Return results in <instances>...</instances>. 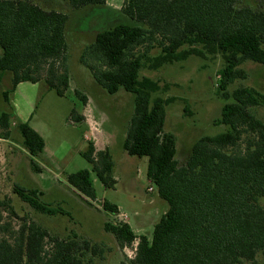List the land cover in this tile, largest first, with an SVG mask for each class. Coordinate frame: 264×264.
<instances>
[{"label":"trees","instance_id":"1","mask_svg":"<svg viewBox=\"0 0 264 264\" xmlns=\"http://www.w3.org/2000/svg\"><path fill=\"white\" fill-rule=\"evenodd\" d=\"M106 2L0 0V85L9 72L12 90L25 81H45L65 96L71 76L69 13L64 7H106ZM117 13L121 22L97 32L80 61L109 94L121 89L135 94L123 148L129 155L148 158L147 177L169 208L151 238L138 236L127 222H106L105 230L122 247L138 240L130 264H263L258 254L264 252V122L249 108L264 105V94L253 87L228 89L235 79L246 78L239 68L243 61L264 65V0H126ZM141 46L144 51L137 52ZM153 48L159 49L155 55L150 54ZM218 55L223 61L218 91L224 99L233 98L218 120L227 129L201 136L180 164L176 136L165 130V107L174 98L158 95L166 88L141 71L191 56ZM10 91H2L7 103ZM80 99L85 105L87 97ZM12 117L10 111H0L1 138L8 137ZM71 118L73 123L84 120L76 109ZM16 125L24 149L39 157L44 138L28 122ZM82 155L103 186L114 188L115 161L109 148L97 149L91 141ZM32 163L35 171L42 170ZM66 181L87 201L96 198L89 169L68 174ZM13 190L42 214H68L59 205L41 201L37 188L16 184ZM0 204L13 209L9 201ZM102 208L119 214L118 206L108 200ZM2 218L0 210V264H96L95 257L103 252L90 239L77 233L60 238L34 220L10 232ZM3 229L9 233H1Z\"/></svg>","mask_w":264,"mask_h":264},{"label":"rangeland","instance_id":"2","mask_svg":"<svg viewBox=\"0 0 264 264\" xmlns=\"http://www.w3.org/2000/svg\"><path fill=\"white\" fill-rule=\"evenodd\" d=\"M125 1L107 0L108 7L97 5L78 10L64 7L69 13L68 66L71 76L65 96H59L45 81H25L12 90L9 72L4 73L0 85V111L13 114L8 137H0V202L9 201L13 206L9 209L0 204L2 223H9L10 231L18 230L26 220H34L60 238L77 233L103 247L102 254L95 257L96 264H130L136 252L138 240L122 247L116 236L105 230L106 222L126 221L138 236L151 238L155 224L169 208L168 202L159 196L157 187L147 177L148 158L129 155L123 148L128 122L134 113L135 94L124 89L109 94L89 67L80 61L84 48L94 40L97 32L121 22V15L109 7L121 10ZM47 5L58 7L54 2ZM144 49L145 46L138 47L137 52ZM158 52L159 49L153 48L150 54ZM99 65L97 63V67ZM222 66L220 55L212 58L191 56L158 69L141 71V75L159 81L166 88L158 95L174 98L165 107V130L176 136V157L180 164L185 163L192 145L201 136L215 135L227 129L218 120L224 104L232 102L233 98L224 99L218 91ZM239 68L246 78L235 79L228 90L253 87L264 94V65L248 59ZM7 89L11 90L9 103L2 95ZM82 95L87 97L85 106L89 117L100 122L103 133L100 147H108L113 155L117 179L114 188L103 186L90 162L82 155L88 142L93 141L85 137L86 134L91 136L88 126L82 122L73 123L71 118L73 109L83 110ZM249 109L264 122V105ZM23 122H28L44 138L45 149L39 157H32L23 147V138L16 125ZM243 146L240 142V147ZM32 161L42 168L40 172L35 171ZM80 169H89L92 173L94 200L87 201L66 181L68 174ZM16 184L37 188L42 192L41 201L59 205L68 214L50 216L36 211L14 192ZM104 200L116 204L119 214L105 211L102 208ZM260 203L264 206V197ZM9 231L3 229L1 233ZM258 259L264 264V252L258 254Z\"/></svg>","mask_w":264,"mask_h":264},{"label":"crops","instance_id":"3","mask_svg":"<svg viewBox=\"0 0 264 264\" xmlns=\"http://www.w3.org/2000/svg\"><path fill=\"white\" fill-rule=\"evenodd\" d=\"M106 7H108V6H106ZM109 10H112V11H115V12H118L119 10H117L116 8H110L109 7ZM79 114H81V115H83V117H84V120L82 121V123H85L87 126H88V129L90 130V135L92 136H89L88 134H86L85 135V137L87 138V139H92L93 140V142H94V145H95V147L97 148V149H105V148H108V147H105V148H101L100 147V145H99V141L101 140V135H103V133H102V131H101V129H100V126H95L94 124H95V119L94 120H92L90 117H89V115H88V110L86 109V106L85 105H83V110L81 111V112H79V111H77ZM97 123L99 124L100 122H99V120H97ZM100 125V124H99ZM45 149V148H44ZM115 170V169H114ZM150 188H152V187H150ZM149 188V189H150ZM151 191H153V190H151ZM119 208V207H118ZM120 210V209H119ZM128 223V222H127Z\"/></svg>","mask_w":264,"mask_h":264},{"label":"built area","instance_id":"4","mask_svg":"<svg viewBox=\"0 0 264 264\" xmlns=\"http://www.w3.org/2000/svg\"><path fill=\"white\" fill-rule=\"evenodd\" d=\"M94 122H95V121H94ZM94 125H95V126H97V127L99 126V124H98V123H96V122H95V124H94ZM150 190H153V189H152V188H150ZM125 218H126V216H125ZM125 222H126V221H125Z\"/></svg>","mask_w":264,"mask_h":264}]
</instances>
